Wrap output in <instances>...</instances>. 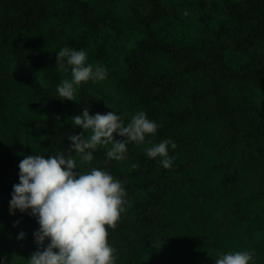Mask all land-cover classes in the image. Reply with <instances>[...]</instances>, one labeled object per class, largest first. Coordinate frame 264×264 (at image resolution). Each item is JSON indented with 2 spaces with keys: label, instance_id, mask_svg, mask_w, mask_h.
<instances>
[{
  "label": "trees",
  "instance_id": "trees-1",
  "mask_svg": "<svg viewBox=\"0 0 264 264\" xmlns=\"http://www.w3.org/2000/svg\"><path fill=\"white\" fill-rule=\"evenodd\" d=\"M65 46L108 72L82 83L76 100L55 96L71 80V67L56 65ZM85 108L115 111L125 124L143 111L159 125L151 144L129 143L125 160L106 164L108 144L80 165L106 168L128 194L109 229L116 264H216L236 251L264 264V0H0L6 264H28L37 250L36 218L9 212L20 161L75 156L67 137L84 132L72 116ZM169 138L177 147L169 146L174 165L164 169L145 149Z\"/></svg>",
  "mask_w": 264,
  "mask_h": 264
},
{
  "label": "clouds",
  "instance_id": "clouds-1",
  "mask_svg": "<svg viewBox=\"0 0 264 264\" xmlns=\"http://www.w3.org/2000/svg\"><path fill=\"white\" fill-rule=\"evenodd\" d=\"M56 58L57 66L71 67V80H62L56 88L55 96L61 100H76L82 83L108 76L104 66L88 62L83 49L65 46L56 52ZM72 125L84 130L67 137L75 156L63 152L48 158L31 154L18 165L19 183L13 185L9 212H27L39 224L33 233L37 250L28 258V264H116L117 249L109 242V229L118 226L128 194L122 181L106 168L83 171L80 165L91 164L98 147L108 144L112 147L106 150V164L125 160L129 143L151 144L147 137L155 136L159 128L143 111L125 124L115 111L91 115L88 108L82 115L72 116ZM89 129L92 134L86 137L84 133ZM114 133L123 139H115ZM169 146L173 150L177 147L169 138L146 148L145 155L149 159L160 157L162 167L171 169L174 159L169 156ZM24 237L25 233L20 232L18 239ZM254 256L252 251L221 253L216 264H255ZM7 261L0 258V264Z\"/></svg>",
  "mask_w": 264,
  "mask_h": 264
}]
</instances>
